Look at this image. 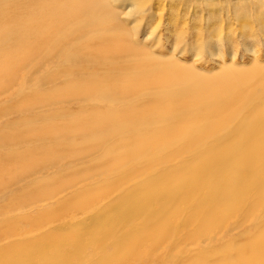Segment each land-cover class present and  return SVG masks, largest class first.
I'll use <instances>...</instances> for the list:
<instances>
[{"label": "bare ground", "instance_id": "6f19581e", "mask_svg": "<svg viewBox=\"0 0 264 264\" xmlns=\"http://www.w3.org/2000/svg\"><path fill=\"white\" fill-rule=\"evenodd\" d=\"M116 2L0 0V120H10L13 112L36 111L35 119H23L27 120L26 126L15 138L0 139V150H8L4 155L10 162L16 159L12 151L15 148L36 145L27 152V174L11 179L8 187L26 183L33 175L43 177L22 190L21 194H26L23 198L10 199L8 195L9 202L0 204V264H114L118 258L128 264H181L174 256L176 249L186 255L184 251L195 244L190 243L192 235L186 233L189 222L177 206L190 196L192 199L198 189L210 191L221 205L235 192V185L223 176L228 179L230 175L231 179L234 170L250 173L264 153L257 147L248 151L250 157L243 164H237L240 150H223L221 156L209 152L202 169L167 167L119 196L93 193L98 186L94 181L105 173L121 176L109 183L121 185V181L158 161L152 152L164 151L175 141L187 144L211 137L201 131L207 124L233 120L236 108L234 104L226 110L221 106L225 103L223 91H217L215 83L212 86L203 81L194 65L179 63L174 56L153 55L149 45L139 42V23L132 21L133 27L128 28L124 22L134 11L120 15L112 6ZM233 78L228 75L222 81L225 90ZM18 103L23 104L20 110ZM48 110H57L55 122L42 121L33 126V122L46 119ZM74 110H98L100 114L77 118ZM134 110L138 112L133 115ZM203 110H209L206 118L201 117ZM69 116L74 119L67 120ZM170 122L171 129L161 133L159 125ZM4 125L2 130L16 127L8 121ZM155 127H159L157 136L132 144V154L109 147L120 138L126 136L128 140V136L137 137ZM175 132L182 134L179 140L172 138ZM106 142L109 144L105 148ZM77 145L80 148L73 156L57 159V154L63 155ZM97 156L103 160L95 161ZM170 161L164 157L161 163L166 166ZM80 165L88 168L78 169ZM52 170L57 172L47 178ZM71 175L78 180L75 182ZM196 177L200 179L198 184ZM43 187L46 190L42 196L37 195L40 200L36 201L38 197L31 195ZM37 202L40 210L29 214ZM5 209L9 211L1 213ZM19 209L24 214L10 213ZM192 209L194 220L200 215L195 207ZM169 215L187 222L176 230L170 227ZM201 222L203 225L194 234L209 232L205 225L210 222ZM194 240L199 245V240ZM107 247L128 251L111 257L106 254ZM142 248L149 251L144 261L132 253ZM263 251L264 239L251 252L258 257ZM82 258L87 262L80 263Z\"/></svg>", "mask_w": 264, "mask_h": 264}, {"label": "rangeland", "instance_id": "374dc122", "mask_svg": "<svg viewBox=\"0 0 264 264\" xmlns=\"http://www.w3.org/2000/svg\"><path fill=\"white\" fill-rule=\"evenodd\" d=\"M118 1L112 4L113 8L120 15L130 10L134 11L132 17L125 19L124 22L128 28L133 27L131 25L132 21L139 23V26H141L139 42L149 45L147 48L153 55L160 58L174 56V59L179 63L187 66L194 65L196 71L203 75V81L212 86L215 83L216 90L223 91L225 103L221 106L226 110L234 104L236 108L232 115L233 120L221 125L207 124V127L201 131L202 133L207 132V135L211 137L199 141H189L187 144L175 141L173 145L164 151L152 152L153 156L157 155L158 161L143 168L140 173L127 179L124 183L121 181V185H109L110 182L112 183L121 176L105 173L106 175L102 178H97L94 181L98 186H93L95 188L93 193L99 195L106 192L108 194L114 193L113 196H119L124 190L129 191L140 183L158 176L157 173L167 167H172L175 170L187 167L194 171L195 167L202 169L204 161L208 159L206 156L209 152L216 151V154L221 156L223 150H240L241 154L240 157L236 158V163L243 164L250 157L248 151H254L257 147L264 149V119L262 120L264 116V0ZM7 5H12V3L8 2ZM172 53L175 55H172ZM228 75H234L235 78L229 82L225 90L222 81ZM22 105V103H18L17 110H20ZM74 111L78 113L76 114L77 118L93 117L100 114L98 110ZM134 111L132 112L133 115L138 112V110ZM208 111L203 110L201 117L206 118ZM210 111L213 112V110ZM56 112L57 110H48L45 113L46 119L38 120L39 122L35 121L32 125L37 127L42 121L46 123L55 122ZM27 113L26 110L13 112L10 120L7 118L0 120V139L1 137L15 138L26 126L27 120L23 119H35V110L32 114ZM140 113H143V111H140ZM121 115L123 114L119 116ZM70 117L67 120L74 119ZM7 121L16 127L2 130V126L5 127L4 124H7ZM170 124L171 122L168 124L161 123L159 125L162 130L161 133L171 129L168 127ZM159 127L142 131L137 137L128 136V140L125 136L118 139V142L116 140L114 144H110L109 147L117 150V152L122 151V153L132 154L130 153L132 150L129 151L132 149V144L146 140L151 141V138L156 137L159 133ZM248 131L250 134L244 136V133ZM181 136L180 132H175L172 138L179 140ZM80 142V140H76V143ZM108 144L106 142L103 146L106 148ZM35 146L23 145L12 150L16 156L14 162L5 159V155L8 154L7 149L0 150V204L3 201L1 205L9 202V199L6 198L9 196L10 199L15 196L23 198L21 196L26 194H21L22 190L36 181L39 183L38 179L43 178L42 176L33 175L27 180H32L31 183L26 181V183L15 184L12 188L11 186L8 187L11 179L17 176L22 178L27 174L30 162L29 153L27 152ZM79 148L80 146L77 145L75 149H70L63 155L57 154L56 157L62 161L65 156H73ZM98 148L100 147L91 150L94 152ZM236 155L234 154V156ZM97 157L99 158L95 161L103 160L101 156ZM164 157L171 160L166 166L161 163ZM87 165L86 168H88ZM85 167L80 165L78 169H84ZM107 167L106 169H108ZM255 167L256 169L251 170L250 173L234 170L231 173L233 175L231 179L230 175H228V179L227 176H223V180H229L230 184L235 185V192L230 198H224L225 201L221 205H219V201L214 200L216 198L211 197L210 191L206 192L198 189L192 199L190 196L181 205L177 206L178 212L183 214L182 216H185L189 222V226L186 227L188 232L186 233L192 235L189 238L190 243L195 244V246H189L184 251L187 253L186 255L179 254L180 249H176L174 256L181 260V264H264V251L258 257L251 252L264 239V153L260 156ZM156 169L158 171L154 173ZM54 172L57 171L52 170L47 178H50ZM193 175L198 176L196 173ZM213 176L207 178L208 184ZM71 177L75 182L78 180L74 175H71ZM54 179L56 178H51V180ZM194 180L195 184H198L197 180L200 179L196 177ZM59 186L62 187L63 185ZM45 187L47 188V185ZM45 187H43L44 189L41 188L42 190H34L35 194L31 196L38 197L36 201H39L40 196L46 190ZM57 188L58 186L54 189ZM190 204L192 205L191 208L189 207ZM40 207V202L35 203L29 214H36ZM192 207L197 209L196 214L200 215L201 218L196 216L192 220L193 218L190 215L193 212ZM230 207L233 208L230 209ZM8 211L5 209L1 213H7ZM20 212L24 214L25 211L23 209L10 210V213ZM201 220L210 222L205 225L209 228V232L202 231L194 234L196 228L203 225ZM169 222L170 227L179 230L187 221L171 216ZM21 227H24V224H21ZM133 230H136V228ZM205 237H209L211 240L208 241ZM202 238H205L204 243H201ZM194 239L199 240V245L196 244ZM121 251L123 252L120 255L128 251V248ZM121 251L107 247V252H105L113 257ZM132 253L137 254L138 260L144 261L149 251L142 248ZM118 260L114 264H128L121 258H118ZM81 262L87 261L82 258ZM93 264L103 263L98 261Z\"/></svg>", "mask_w": 264, "mask_h": 264}]
</instances>
